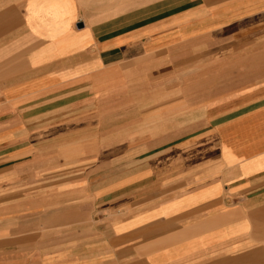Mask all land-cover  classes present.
I'll list each match as a JSON object with an SVG mask.
<instances>
[{
    "label": "crops",
    "instance_id": "obj_1",
    "mask_svg": "<svg viewBox=\"0 0 264 264\" xmlns=\"http://www.w3.org/2000/svg\"><path fill=\"white\" fill-rule=\"evenodd\" d=\"M57 141L111 147L0 194V264H264V0H0V167Z\"/></svg>",
    "mask_w": 264,
    "mask_h": 264
},
{
    "label": "rangeland",
    "instance_id": "obj_2",
    "mask_svg": "<svg viewBox=\"0 0 264 264\" xmlns=\"http://www.w3.org/2000/svg\"><path fill=\"white\" fill-rule=\"evenodd\" d=\"M256 66L257 63H249V68L255 69ZM103 145L111 147V143L80 141L42 142L33 147L26 142L23 157L13 156L5 160L7 166L0 167V183L7 181L6 184L0 185V194L9 190L5 194L7 197L23 193L32 197L33 193L50 183L57 185L64 183L63 170L67 161L76 165L80 161L77 157L80 153H102ZM4 169H8L7 172L4 173L2 171ZM20 186H24L23 190H16V187Z\"/></svg>",
    "mask_w": 264,
    "mask_h": 264
}]
</instances>
